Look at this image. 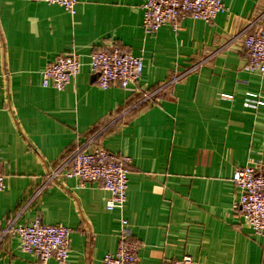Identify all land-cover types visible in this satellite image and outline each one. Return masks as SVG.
Segmentation results:
<instances>
[{
	"label": "crops",
	"instance_id": "1",
	"mask_svg": "<svg viewBox=\"0 0 264 264\" xmlns=\"http://www.w3.org/2000/svg\"><path fill=\"white\" fill-rule=\"evenodd\" d=\"M77 1L73 15L45 1L0 0V264H42L6 233L37 216L72 230L67 264H103L121 218L139 242L138 264L184 255L264 264V235L235 207L233 181L238 168L264 162V73L244 69L243 43L264 27V0H223L213 21L188 17L153 36L145 0ZM113 46L143 56L138 84L98 85L90 56ZM71 53L82 63L76 79L45 87L43 70ZM100 146L132 158L121 209L107 208L100 182L48 183L77 148Z\"/></svg>",
	"mask_w": 264,
	"mask_h": 264
},
{
	"label": "built area",
	"instance_id": "2",
	"mask_svg": "<svg viewBox=\"0 0 264 264\" xmlns=\"http://www.w3.org/2000/svg\"><path fill=\"white\" fill-rule=\"evenodd\" d=\"M59 4L71 14L76 13L77 0H40ZM143 26L148 36L155 35L163 25L170 24L179 31L181 22L188 17L213 21L223 10V0H145ZM244 47L248 62L244 69L250 72L264 73V27L244 38ZM80 56L76 53L59 57L43 70V85L62 90L74 81L81 69ZM144 58L134 55L119 47L97 50L90 56L91 71L97 75L100 87L108 88L113 84L127 87L138 84L144 71ZM154 93L145 96V101L153 100ZM247 105H254L247 103ZM132 158L128 155L116 154L105 147L93 149L77 148L68 160L58 168H53L48 175V183L63 179H79V185L100 182L108 191L107 208L121 209L128 199L129 172ZM3 158L0 153V192L6 187L3 171ZM240 199L235 207L239 209L255 233L264 235V162L238 168L233 173ZM72 230L63 225H50L40 216L30 223L12 224L6 233L20 238V249L36 255L42 264L56 258L58 264H67L71 249L70 235ZM139 242L132 237L129 221L120 220L118 245L114 252L103 257V264H138ZM194 264L191 255H184L173 263Z\"/></svg>",
	"mask_w": 264,
	"mask_h": 264
},
{
	"label": "trees",
	"instance_id": "3",
	"mask_svg": "<svg viewBox=\"0 0 264 264\" xmlns=\"http://www.w3.org/2000/svg\"><path fill=\"white\" fill-rule=\"evenodd\" d=\"M100 50V49H99ZM97 51V50H96ZM97 76V75H96Z\"/></svg>",
	"mask_w": 264,
	"mask_h": 264
}]
</instances>
